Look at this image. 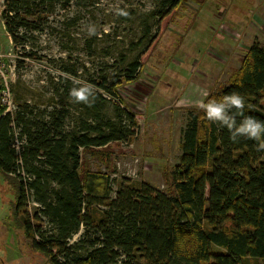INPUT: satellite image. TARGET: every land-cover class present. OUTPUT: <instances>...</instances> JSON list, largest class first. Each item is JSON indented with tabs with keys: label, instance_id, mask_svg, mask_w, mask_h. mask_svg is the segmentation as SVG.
Masks as SVG:
<instances>
[{
	"label": "trees",
	"instance_id": "1",
	"mask_svg": "<svg viewBox=\"0 0 264 264\" xmlns=\"http://www.w3.org/2000/svg\"><path fill=\"white\" fill-rule=\"evenodd\" d=\"M149 1L5 0L7 32L24 50L17 66L29 58L62 72L47 77L45 99L16 94L13 113H0V172L15 191V224L50 264H264V151L256 141L233 142L211 122L201 132L192 113L172 172L175 193L82 173L90 149L136 136V115L120 88L138 79L176 10L205 3ZM84 23L88 31L76 35ZM43 35L56 38L63 55L42 53ZM80 86L95 90L91 105L71 99ZM233 93L245 100L243 116L232 111L237 124L246 116L264 122L259 38L209 100Z\"/></svg>",
	"mask_w": 264,
	"mask_h": 264
},
{
	"label": "rangeland",
	"instance_id": "2",
	"mask_svg": "<svg viewBox=\"0 0 264 264\" xmlns=\"http://www.w3.org/2000/svg\"><path fill=\"white\" fill-rule=\"evenodd\" d=\"M4 4L5 0H0V57L5 64L6 76L10 75L14 105L16 94L26 99L36 97L43 100L47 97L45 87L49 74L62 72L59 68H51L46 61L29 58L17 66L22 57L20 53L24 50H15L7 32L2 17ZM250 10L251 6H247L244 14ZM237 16L236 0H205L201 7L186 2L176 10L165 28H162L160 40L149 54L138 79L124 82L120 88L125 105L136 115L139 126L136 136L129 142H112L104 147L90 149L83 156L82 173L87 170L100 171L109 174L117 183L126 178L133 186L147 181L159 190L175 193L172 172L182 155V130L192 113L199 116L201 132L209 127L210 122L198 104L207 102L217 89L229 82L228 76L236 72V63L239 61L234 49L230 54L233 58H229L232 59L229 62L232 70L223 72L216 80L218 73L202 75L192 72L200 57H190V49L198 47V55H205L208 48L214 51L212 48L223 32V23L233 31L239 29ZM256 16L253 17L251 13V20L258 22ZM54 18L56 20L59 16L54 14L51 19ZM52 26L58 25L55 22ZM86 30L84 23L74 33L84 36ZM56 41L53 36L43 35L39 40L40 51L56 57L63 55ZM232 45L233 42L229 51ZM79 52L83 54L78 46L74 55L81 56ZM12 65H15V76L11 75ZM3 87L4 83L0 81V96ZM261 104L264 107V98ZM5 107L0 103V113ZM14 201L15 191L0 172V264H50L45 255L31 248L23 230L15 224L12 214ZM226 228H231L230 222H227ZM213 248L215 251L223 250L218 246Z\"/></svg>",
	"mask_w": 264,
	"mask_h": 264
},
{
	"label": "crops",
	"instance_id": "3",
	"mask_svg": "<svg viewBox=\"0 0 264 264\" xmlns=\"http://www.w3.org/2000/svg\"><path fill=\"white\" fill-rule=\"evenodd\" d=\"M247 6H251V10L248 11L247 14H244V9H246ZM236 7L239 12V16H237L239 19L237 21L239 29L233 31L225 27L223 23V34L220 33L219 39L216 40V46L212 48L214 51H211L208 48L205 55H198V47H196L195 50L190 49V57H200V59L197 60V63L195 64L196 68H192V72H198L202 75L208 73L215 75L218 73L216 76L217 80L220 74L232 70L231 68L233 67H230L231 65L229 64V62H232V59L229 60V58H233L230 54H232L234 49L236 51V58L239 60L236 63L237 72V70H239L241 67L244 56L247 55L248 49L253 43L255 37H259L264 43V0H236ZM251 13H253V17L257 15L256 19L258 22L255 20V18V21L251 20ZM239 40L241 41L240 43ZM230 42L231 44L233 42V45L232 49L229 51L228 48L231 45ZM233 74H235V71L229 74V82L225 85L230 83ZM221 79L223 80V78Z\"/></svg>",
	"mask_w": 264,
	"mask_h": 264
},
{
	"label": "clouds",
	"instance_id": "4",
	"mask_svg": "<svg viewBox=\"0 0 264 264\" xmlns=\"http://www.w3.org/2000/svg\"><path fill=\"white\" fill-rule=\"evenodd\" d=\"M70 97L74 103L91 105L95 100V90L89 86L74 87L70 90ZM198 108L209 122L227 128L233 142H238L241 137L250 139L257 142V150L264 151V122L246 116L237 124L232 114L233 110L238 115L244 114L245 100L241 95L233 93L225 95L221 100L201 101Z\"/></svg>",
	"mask_w": 264,
	"mask_h": 264
},
{
	"label": "built area",
	"instance_id": "5",
	"mask_svg": "<svg viewBox=\"0 0 264 264\" xmlns=\"http://www.w3.org/2000/svg\"><path fill=\"white\" fill-rule=\"evenodd\" d=\"M4 66L5 64L2 62L1 57H0V81H3L4 83V87L1 92L0 100H1V103L6 106L4 113H8V112L13 113L14 102H13L12 90L9 84L10 75L6 76ZM10 68H11L10 69L11 75L15 76V65H12Z\"/></svg>",
	"mask_w": 264,
	"mask_h": 264
},
{
	"label": "flooded vegetation",
	"instance_id": "6",
	"mask_svg": "<svg viewBox=\"0 0 264 264\" xmlns=\"http://www.w3.org/2000/svg\"><path fill=\"white\" fill-rule=\"evenodd\" d=\"M24 232V231H23ZM26 237V236H25Z\"/></svg>",
	"mask_w": 264,
	"mask_h": 264
}]
</instances>
